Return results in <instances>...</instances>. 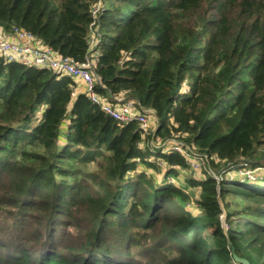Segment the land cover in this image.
<instances>
[{"label":"trees","instance_id":"16d2710c","mask_svg":"<svg viewBox=\"0 0 264 264\" xmlns=\"http://www.w3.org/2000/svg\"><path fill=\"white\" fill-rule=\"evenodd\" d=\"M0 26L97 51V94L155 119L0 56V264H264V0H0Z\"/></svg>","mask_w":264,"mask_h":264},{"label":"built area","instance_id":"2783aa9c","mask_svg":"<svg viewBox=\"0 0 264 264\" xmlns=\"http://www.w3.org/2000/svg\"><path fill=\"white\" fill-rule=\"evenodd\" d=\"M97 11L98 7H95L92 14L96 15ZM93 38L94 35L92 31V41ZM98 55L99 53L97 51H93L84 61L79 62L70 56L58 54L51 46L42 44L31 31L25 28L14 26L10 31H6L0 26V56L6 61H19L26 65L33 66H50L59 72L70 74L79 81V85H82L90 99L98 103L105 112L121 121L137 120L140 123L143 137L152 134L155 126L151 127L150 125L151 116L145 111L137 109L134 99L113 104L97 94L95 89V65L98 62ZM183 91L186 92L187 87H185ZM173 136L174 137L170 140H159V144L164 151L178 150L184 153L192 168L194 167L192 164L198 165L202 161H205V157L196 156L191 151L187 150V148L176 139L178 136L177 133H173ZM138 144L142 145L143 143L139 142ZM153 160L164 165V161L160 158H155ZM262 169L264 171V166ZM247 173L249 174L248 177H254V174L253 176L251 175L253 173L252 170H247Z\"/></svg>","mask_w":264,"mask_h":264},{"label":"rangeland","instance_id":"374dc122","mask_svg":"<svg viewBox=\"0 0 264 264\" xmlns=\"http://www.w3.org/2000/svg\"><path fill=\"white\" fill-rule=\"evenodd\" d=\"M98 7V6H97ZM96 34H97V30L96 29H94L93 30V35H94V37L96 36ZM151 127H154L155 126V119L154 118H152L151 117ZM150 142L152 143H155L154 142V140L153 139H151L150 140ZM160 142H157V143H155L154 145H160L159 144ZM155 159V158H154ZM151 160H153V159H151ZM192 165H194V167L191 169V170H184V174H188L189 172L190 173H193V174H196V175H198L199 173H200V171L203 169V166H205V161L203 162H201L200 164H198V165H196V164H192ZM195 167H196V169H195ZM200 169V170H199ZM253 174H254V172L251 174L252 176H253ZM156 175H157V177H158V179H160V176L159 175H161V173H156ZM217 176V175H216ZM247 176H249V174L247 175ZM169 180H171L172 182L173 181H175V179H174V177H170V179ZM192 204V203H191ZM193 209H194V207H193ZM223 217H224V215H223ZM224 222V221H223Z\"/></svg>","mask_w":264,"mask_h":264},{"label":"water","instance_id":"95a60500","mask_svg":"<svg viewBox=\"0 0 264 264\" xmlns=\"http://www.w3.org/2000/svg\"><path fill=\"white\" fill-rule=\"evenodd\" d=\"M221 205L223 206V202L221 199H219ZM232 256L235 260L239 261L241 264H251V262L248 260V258H246L245 256H240L236 253L235 251V247L232 243H230L229 245Z\"/></svg>","mask_w":264,"mask_h":264},{"label":"crops","instance_id":"0c3cea01","mask_svg":"<svg viewBox=\"0 0 264 264\" xmlns=\"http://www.w3.org/2000/svg\"><path fill=\"white\" fill-rule=\"evenodd\" d=\"M81 87H82V85H81Z\"/></svg>","mask_w":264,"mask_h":264}]
</instances>
